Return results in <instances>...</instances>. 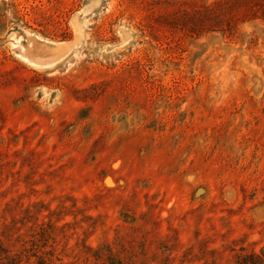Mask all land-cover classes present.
I'll return each mask as SVG.
<instances>
[{
  "label": "rangeland",
  "instance_id": "rangeland-1",
  "mask_svg": "<svg viewBox=\"0 0 264 264\" xmlns=\"http://www.w3.org/2000/svg\"><path fill=\"white\" fill-rule=\"evenodd\" d=\"M7 256L263 264L264 0H0Z\"/></svg>",
  "mask_w": 264,
  "mask_h": 264
},
{
  "label": "trees",
  "instance_id": "trees-1",
  "mask_svg": "<svg viewBox=\"0 0 264 264\" xmlns=\"http://www.w3.org/2000/svg\"><path fill=\"white\" fill-rule=\"evenodd\" d=\"M252 256H256V255H252ZM4 259H5V263H1V264H19V262L16 260V259H12V258H10V257H4ZM0 260H3V258L1 259L0 258ZM262 263L264 264V260H262Z\"/></svg>",
  "mask_w": 264,
  "mask_h": 264
}]
</instances>
